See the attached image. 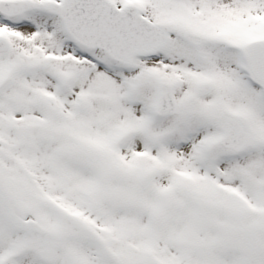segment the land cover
<instances>
[{
  "label": "snow or ice",
  "instance_id": "snow-or-ice-1",
  "mask_svg": "<svg viewBox=\"0 0 264 264\" xmlns=\"http://www.w3.org/2000/svg\"><path fill=\"white\" fill-rule=\"evenodd\" d=\"M0 264H264V0H0Z\"/></svg>",
  "mask_w": 264,
  "mask_h": 264
}]
</instances>
